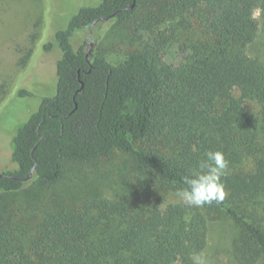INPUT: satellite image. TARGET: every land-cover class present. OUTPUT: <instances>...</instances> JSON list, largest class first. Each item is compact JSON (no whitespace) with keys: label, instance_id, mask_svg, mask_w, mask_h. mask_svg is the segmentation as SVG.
<instances>
[{"label":"trees","instance_id":"trees-1","mask_svg":"<svg viewBox=\"0 0 264 264\" xmlns=\"http://www.w3.org/2000/svg\"><path fill=\"white\" fill-rule=\"evenodd\" d=\"M257 10L264 18V0L82 6L44 44L59 53L56 92L17 128L13 168L0 167V264H192L225 219L237 229L233 261L264 264V62L249 54ZM104 38L117 56L101 50ZM174 49L179 63L167 60ZM208 150L229 161L224 201H170ZM119 155L131 165L110 167Z\"/></svg>","mask_w":264,"mask_h":264},{"label":"rangeland","instance_id":"rangeland-1","mask_svg":"<svg viewBox=\"0 0 264 264\" xmlns=\"http://www.w3.org/2000/svg\"><path fill=\"white\" fill-rule=\"evenodd\" d=\"M97 1L0 0V167L3 170L13 168L11 144L17 128L37 111L44 98L56 92L59 53L56 50L45 51L44 44L53 41L54 34L65 28L82 6ZM255 16L259 21V33L249 48V54L264 62V18L260 10ZM111 27L106 22L98 35H104ZM87 37L88 31L80 35L82 41ZM109 42L104 38L100 41V48L115 57L120 48L117 47L116 52L113 48V51ZM91 44L95 47V40H90L89 46ZM183 57L179 49H174L167 60L179 63ZM26 59L28 62L24 64ZM20 89H27L32 96L20 97ZM234 94L236 97L240 95L238 91ZM244 107L251 114L259 110L256 103L248 100L244 102ZM114 162L110 166L113 169L119 163L131 165V160L122 155L117 156ZM117 173L115 171V178ZM170 201L178 199L172 196ZM236 232L234 223L227 219L211 225L208 248L204 252L209 264H237L231 257V239Z\"/></svg>","mask_w":264,"mask_h":264},{"label":"clouds","instance_id":"clouds-1","mask_svg":"<svg viewBox=\"0 0 264 264\" xmlns=\"http://www.w3.org/2000/svg\"><path fill=\"white\" fill-rule=\"evenodd\" d=\"M228 168L229 161L223 152L208 150L197 168L182 176L186 187L177 190L174 197L184 206L195 208L223 202L227 193L221 178L227 174ZM190 259L192 264H209L204 252L193 253Z\"/></svg>","mask_w":264,"mask_h":264},{"label":"water","instance_id":"water-1","mask_svg":"<svg viewBox=\"0 0 264 264\" xmlns=\"http://www.w3.org/2000/svg\"><path fill=\"white\" fill-rule=\"evenodd\" d=\"M115 16V15H114ZM111 17H113V16H111ZM111 17H107V18H104V19H102L103 21H107V20H109ZM97 22H95L93 25H95ZM31 177V176H30Z\"/></svg>","mask_w":264,"mask_h":264}]
</instances>
